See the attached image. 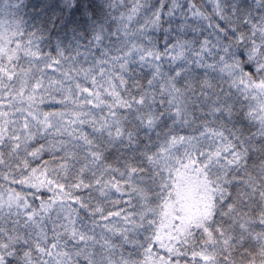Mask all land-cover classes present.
I'll use <instances>...</instances> for the list:
<instances>
[{
	"label": "snow or ice",
	"instance_id": "obj_1",
	"mask_svg": "<svg viewBox=\"0 0 264 264\" xmlns=\"http://www.w3.org/2000/svg\"><path fill=\"white\" fill-rule=\"evenodd\" d=\"M0 0V264H264V0H104L46 51Z\"/></svg>",
	"mask_w": 264,
	"mask_h": 264
},
{
	"label": "trees",
	"instance_id": "obj_2",
	"mask_svg": "<svg viewBox=\"0 0 264 264\" xmlns=\"http://www.w3.org/2000/svg\"><path fill=\"white\" fill-rule=\"evenodd\" d=\"M104 0H23L26 30L42 36L46 51L74 47L91 36L105 18Z\"/></svg>",
	"mask_w": 264,
	"mask_h": 264
}]
</instances>
